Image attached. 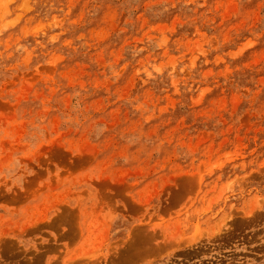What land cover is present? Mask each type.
Wrapping results in <instances>:
<instances>
[{
    "label": "rangeland",
    "instance_id": "obj_1",
    "mask_svg": "<svg viewBox=\"0 0 264 264\" xmlns=\"http://www.w3.org/2000/svg\"><path fill=\"white\" fill-rule=\"evenodd\" d=\"M0 264H264V0H0Z\"/></svg>",
    "mask_w": 264,
    "mask_h": 264
}]
</instances>
